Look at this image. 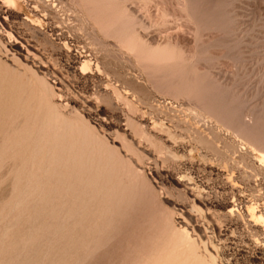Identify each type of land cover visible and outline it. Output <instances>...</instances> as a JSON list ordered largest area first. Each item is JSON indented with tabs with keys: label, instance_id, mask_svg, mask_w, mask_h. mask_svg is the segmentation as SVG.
I'll use <instances>...</instances> for the list:
<instances>
[{
	"label": "rangeland",
	"instance_id": "1",
	"mask_svg": "<svg viewBox=\"0 0 264 264\" xmlns=\"http://www.w3.org/2000/svg\"><path fill=\"white\" fill-rule=\"evenodd\" d=\"M6 1L0 264H264V0Z\"/></svg>",
	"mask_w": 264,
	"mask_h": 264
},
{
	"label": "bare ground",
	"instance_id": "2",
	"mask_svg": "<svg viewBox=\"0 0 264 264\" xmlns=\"http://www.w3.org/2000/svg\"><path fill=\"white\" fill-rule=\"evenodd\" d=\"M7 1H9V2H10L11 4H13V5L16 4L15 0H7ZM7 1H6V2H7ZM46 1H49V0H46ZM90 1H91V0H90ZM184 1H185V0H184ZM40 2H43V1H40ZM187 2H188V1H187ZM187 2H186V3H187ZM189 2H190V1H189ZM36 3H38V2L36 1ZM45 3H46V2H45ZM186 3H181V4H182V5H185ZM99 4H100V3H99ZM177 4H178V3H177ZM179 4H180V3H179ZM193 4H194V3H193ZM196 4H197V3H196ZM6 5H7V3H6ZM28 5H29V4H28ZM37 5H38V4H37ZM41 5H42V4H41ZM108 5H109V4H108ZM110 5H111V2H110ZM110 5H109V6H110ZM112 5H114V4L112 3ZM8 6H9V5H8ZM44 6H45V5H44ZM93 6H94V5H93ZM93 6H92V7H93ZM102 6H104V5H102ZM192 6H193V5H192ZM47 7H48V6H47ZM96 7H97V6H96ZM105 7H106V5H105ZM110 7H112V6H110ZM110 7H108V9H109ZM118 7H119V6H118ZM180 7H181V6H180ZM183 7H184V6H182V8H183ZM186 7H187V6H186ZM190 7H191V6H190ZM34 8H36V6H35ZM97 8H98V7H97ZM115 8H116V6L114 7V9H115ZM182 8H181V9H182ZM46 9H47V8H46ZM95 9H96V8H95ZM102 9H103V8H102ZM105 9L107 10V8H105ZM105 9H104V12H105ZM116 9H117V8H116ZM185 9H186V8H185ZM190 9H191V8H190ZM33 10H34V9H33ZM109 10H110V9H109ZM112 10H113V8H112ZM120 10H124V9H121V8H120ZM91 11H93V10H91ZM125 11L127 12L126 9H125ZM195 11H196V10H195ZM195 11H194V12H195ZM0 12H1V11H0ZM32 12H33V11H32ZM38 12H39V14L41 13L39 10H38ZM96 12H97V11H96ZM102 12H103V10H102ZM104 12H103V14H104ZM117 12H118V10L116 11V13H117ZM119 12H120V11H119ZM122 12H123V11H122ZM44 13H45V12H44ZM93 13H94V12H93ZM93 13H92V15H93ZM107 13H108V12H107ZM109 13H111V12H109ZM116 13H113L114 15L112 14L110 17L105 18V20H103L104 18H103V19L101 18L100 20H103V21H102V22L100 21V22L103 23L104 26H108V27H110V28H112V29L115 28L116 26H118V28H120L122 31H123V30L127 31V29H128V25H130V24H127L126 22H127L128 19L131 20L132 17H131V18H128V17H129V16H128V17H127L128 19H127L126 21L121 22V21H120V20H121V19H120L121 16L119 15L121 12H120L119 14H116ZM192 13H193V12H192ZM0 14H1V13H0ZM34 14H35V13H34ZM47 14H48V13H47ZM94 14H95V13H94ZM95 15H96V14H95ZM107 15H108V14H106V16H107ZM124 15H125V14H124ZM124 15H123V16H124ZM126 15H127V13H126ZM193 15H194V14H193ZM41 16H43V15H41ZM100 16H101V15H100ZM185 16H186V15H185ZM188 16H189V15H188ZM199 16H200V15H199ZM98 17H99V16H98ZM192 17H193V16H192ZM194 17H195V16H194ZM194 17H193V18H194ZM38 18H39V17H38ZM134 19H135V18H134ZM96 20H97V19H96ZM200 20H201V19H200ZM131 22H132V21H131ZM138 24H139V23H138ZM138 24H137V25H138ZM98 25H99V24H98ZM132 25H133V23H132ZM137 25H136V26H137ZM194 25H195V24H194ZM133 26H134V25H133ZM133 26H132V27H133ZM205 26H206V25H205ZM55 27H56V26H55ZM58 28H59V27H58ZM101 28H102V27H101ZM130 28H131V27H130ZM107 29H108V28H107ZM120 29H119V30H120ZM131 29H133V28H131ZM101 30H102V29H101ZM104 30H106V29H104ZM109 30H110V29H109ZM117 30H118V29H117ZM54 31H55V30H54ZM111 31H112V30H111ZM130 31H131V30H130ZM115 33H116V32H115ZM118 33H119V32H118ZM126 33H128V32H126ZM126 33H124V35H125ZM131 33H132V32H131ZM134 33H135V31H134ZM126 35H127V34H126ZM126 35H125V36H126ZM128 36H131V35H128ZM133 36H134V35H133ZM133 36H132V37H133ZM135 36H136V34H135ZM122 37H123V36H122ZM137 37H138V36H137ZM123 38H124V37H123ZM138 38H139V37H138ZM121 39H122V38H121ZM121 39H120V40H121ZM126 39H127V37H126ZM126 39H125V40H126ZM130 39H131V37H130ZM133 39L136 40L135 37L132 38L131 40H133ZM120 40H119V41H120ZM131 40H130V41H131ZM128 41H129V40H128ZM130 41H129V42H130ZM141 41H142V40H141ZM126 42H127V41H126ZM129 42H128V43H129ZM131 42H132V41H131ZM131 42H130V43H131ZM132 43H133V42H132ZM135 43H137V42H135ZM135 43H134V44H135ZM130 45H131V44H130ZM136 45H137V44H136ZM172 45H173V44H172ZM134 46H135V45H133V47H134ZM137 46H138V45H137ZM175 46H176V45H175ZM131 47H132V46H131ZM165 47H166V45L164 46V48H165ZM135 48H136V47H135ZM158 48H159V47H158ZM164 48H163V49H164ZM170 48H171V47H170ZM133 49H134V48H133ZM136 49H137V48H136ZM155 49H156V48H155ZM160 49H161V48H160ZM163 49H161V50H163ZM149 50H150V49H149ZM153 50H154V48H153ZM165 50H167V49H164V51H165ZM173 50H174V49H173ZM173 50H169V51H173ZM179 50H180V49H179ZM158 51H160V50H158ZM164 51H163V52H164ZM134 52H135V51H134ZM156 52H157V51H156ZM160 52H162V51H160ZM157 53H158V52H157ZM164 53H165V52H164ZM155 54H156V53H155ZM165 54H167V53H165ZM165 54H164V55H165ZM169 54H171L172 56L175 55V53H173V52H172V53H169ZM162 55H163V54H162ZM138 56H139V55H138ZM153 56H154V55H153ZM159 56H161L160 53H159ZM168 56H169L170 58H172V56H170V55H168ZM178 56H179V55H178V52H177V57H178ZM157 57H158V56H157ZM162 57H163V56H161L160 58L162 59ZM174 57H175V56H174ZM152 58H154V57H152ZM163 58H164V57H163ZM170 58H169V60H170ZM175 58H176V57H175ZM175 58H173L174 61H175ZM178 58H179V57H178ZM141 59H142V58H141ZM167 59H168V58H167ZM176 59H177V58H176ZM180 59H181V58H180ZM185 59H186V58H185ZM154 60H156V58H155ZM169 60H166V61L168 62ZM159 61H161V60H159ZM159 61H158V63H159ZM166 61H165V62H166ZM141 62H142V60H141ZM150 62H151V61H150ZM162 62H163V61H162ZM177 62H178V61H177ZM186 62H187V61H186ZM160 63H161V62H160ZM168 63L172 64L171 61L168 62ZM144 64H145V63H144ZM150 64H151V63H150ZM152 64L154 65V64H156V63L153 61ZM164 64H167V63H164ZM164 64H163V66H164ZM176 64H177V63H176ZM156 65H157V64H156ZM160 65H161V64H160ZM160 65H159V66H160ZM179 66H180V64H179ZM183 66H184V65H183ZM83 67H84V66H83ZM157 67H158V66H157ZM177 70H178V69H177ZM172 71H173V70H172ZM185 74H186V72H185ZM179 75H180V74H179ZM179 75H178V76H179ZM183 76H184V75H183ZM185 76H186V75H185ZM176 77H177V76H176ZM193 78H194V77H193ZM186 79H190V78H186ZM191 79H192V78H191ZM191 79H190V80H191ZM200 79H201V78H200ZM204 79H205V78H204ZM195 80H196V79H195ZM195 80H194V81H195ZM186 81H187V80H186ZM188 81H189V80H188ZM194 81H193V82H194ZM207 81H208V80H207ZM13 82H15V80H13ZM16 82H17V81H16ZM190 82H191V81H190ZM9 83H10V82H9ZM24 83H25V82H24ZM181 83H182V82H181ZM183 83H184V82H183ZM186 83H187V82H186ZM186 83H185V84H186ZM194 83H195V82H194ZM202 83H203V82H202ZM32 84H33V83H32ZM12 85H13V84H12ZM20 85H21V84H20ZM20 85H19V86H20ZM24 85H25V84H24ZM188 85H189V84H188ZM195 85H196V84H195ZM195 85H194V86H195ZM203 85H204V84H203ZM213 85H214V84H213ZM216 85H217V84H215L214 86L216 87ZM214 86H212L210 89L212 90V88H213ZM217 86H218V85H217ZM219 86H220V85H219ZM15 87H16V86H15ZM183 87H184V86H183ZM183 87H181V88H183ZM205 87H206V86H205ZM215 87H214V90H215ZM189 88H190V87H189ZM208 88H209V87H208ZM208 88H206V89H208ZM47 89H48V88H47ZM184 89H185V88H184ZM184 89H183V90H184ZM190 89H191V88H190ZM195 89H196V88H195ZM200 89H203V88H200ZM218 89H219V88H218ZM185 90H186V89H185ZM187 90H188V87H187ZM191 90H193V89H191ZM211 90H209V91L211 92ZM181 91H182V90H181ZM203 91H205V90H203ZM207 91H208V90H207ZM21 92H22V91H21ZM190 92H191V91H189V93H190ZM194 92H195V91H194ZM194 92H193V93H194ZM216 92L218 93L219 91L216 90ZM118 93H119V92H118ZM202 93H204V96H205V94L208 93V92H206V93H205V92H202ZM226 93H227V92H226ZM190 94H191V96H192V93H190ZM197 94H199V93H197ZM11 95H12V94H11ZM199 95H200V94H199ZM199 95H198V96H199ZM206 95L208 96V94H206ZM209 95H210V94H209ZM216 95H218V94H216ZM9 96H10V94H9ZM198 96H196V97H198ZM200 96H201V95H200ZM202 96H203V95H202ZM214 96H215V95H214ZM214 96H213V97H214ZM194 97H195V95H194ZM196 97H195V98H196ZM192 98H193V97H192ZM198 98H199V97H198ZM204 98H205V97H204ZM12 99H13L12 101L15 102V98L12 97ZM42 99H43V98H42ZM193 99H194V98H193ZM199 99H200V98H199ZM199 99H198V100H199ZM202 99H203V98H202ZM200 100H201V99H200ZM200 100H199V101H200ZM201 101H203V100H201ZM205 101H206V98H205ZM226 101H227V100H226ZM210 102H211V100H210ZM199 103H200V102H199ZM199 103H198V104H199ZM203 103H206V102H203ZM221 103H222V102H221ZM39 104H40V103H39ZM156 104H157V103H156ZM208 104H209V103H208ZM213 104H214V103H213ZM213 104H212V102H211V106H213ZM201 105H202V104H201ZM209 105H210V104H209ZM225 105H226V104H225ZM27 106H28V105H27ZM214 106H215V104H214ZM222 106H224V105H222ZM56 107H57V106H56ZM201 107H203V106H201ZM208 107H209V106H208ZM215 107H216V106H215ZM215 107H213L212 109H214ZM39 108H40V107H39ZM48 108H49V107H48ZM203 108H204V107H203ZM210 108H211V107H210ZM5 109H6V108H5ZM5 109H4V111H6ZM216 109H217V108H216ZM221 109H222V108H221ZM58 110H59V109H58ZM205 110H206V109H205ZM207 110H208V109H207ZM212 111H213V110H212ZM214 111H215V110H214ZM24 112H25V111H24ZM44 112H45V111H44ZM207 112H209V110H208ZM231 112H232V111H231ZM22 113H23V112H22ZM213 113H214V112H213ZM229 113H230V112H229ZM4 114H5V113H4ZM25 114H26V113H25ZM25 114H24V115H25ZM211 114H212V113H211ZM7 115H8V113H7ZM28 115H29V114H28ZM182 115H183V114H182ZM232 115H233V114H232ZM235 115H236V114H235ZM217 116H218V115H217ZM220 116H221V114H220ZM223 116H225V115H223ZM228 116H229V115H228ZM237 116H238V115H237ZM13 117H14V116H13ZM26 117H27V116H26ZM53 117L55 118V116H53ZM214 117H215V116H214ZM226 117H227V116H226ZM226 117H225V118H226ZM230 117H231V116H230ZM232 117H233V116H232ZM234 117H235V116H234ZM241 117H242V116H241ZM262 117H263V116H262ZM54 118H53V120H54ZM217 118H218V117H217ZM235 118H236V117H235ZM250 118H251V117H250ZM15 119H16V118H15ZM23 119H24V118H23ZM38 119H39V118H38ZM223 119H224V117H223ZM229 119H231V118H229ZM232 119H233V118H232ZM236 119L238 120L239 118H236ZM240 119H241V118H240ZM240 119H239V120H240ZM243 119H244V118H243ZM18 120H19V118H18ZM21 120H22V119H21ZM218 120H219V119H218ZM248 120H250V121H249V124H250L251 119H248ZM252 120H253V119H252ZM2 121H3V120H2ZM40 121H41V120H40ZM40 121H39V122H40ZM56 121H58V120H56ZM220 121H221V120H220ZM222 121H225V120H222ZM222 121H221V122H222ZM227 121H230V120L227 119ZM227 121H226L225 124H231V122H230V123H227ZM245 121H247V120H245ZM253 121H254V120H253ZM256 121H258V120L256 119ZM256 121H255V123H256ZM3 122H4V121H3ZM31 122H32V121H31ZM63 122H65V121H63ZM67 122H68V121H67ZM202 122H203V121H202ZM202 122H201V123H202ZM216 122H217V121H216ZM234 122H235V119H234ZM238 122H239V121H238ZM29 123H30V121H29ZM50 123H51V122H50ZM53 123H54V122H53ZM241 123L244 124V122H242V121H241ZM255 123H253V124H255ZM47 124H48V123H47ZM67 124H69V123H67ZM247 124H248V123H247ZM3 125H4V124H3ZM38 125H39V124H38ZM38 125H37V126H38ZM62 125H63V124H62ZM65 125H66V124H65ZM235 125H237V124L235 123ZM245 125H246V124H245ZM256 125H257V124H256ZM53 126H54V125H53ZM53 126H52V127H53ZM63 126H64V125H63ZM63 126H62V127H63ZM70 126H71V125H70ZM227 126H228V125H227ZM231 126H232V125H231ZM231 126H230V127H231ZM262 126H264V125H262ZM31 127H32V126H31ZM72 127H73V126H72ZM233 127H235V126H233ZM253 127H254V126H253ZM59 128H60V127H59ZM254 128H255V127H254ZM254 128H253V129H254ZM256 128H257V126H256ZM43 129H44V128H43ZM55 129H56V128H55ZM241 129H242V128H241ZM258 129H261V128H258ZM14 130H15V129H14ZM36 130H37V129H36ZM64 130H65V129H64ZM72 130H73V129H72ZM72 130H70V131L72 132ZM250 130H251V129H250ZM24 131H25V130H24ZM30 131H31V130H30ZM50 131H52V130H50ZM246 131H249V130L247 129ZM27 132H28V131H27ZM64 132H65V131H64ZM235 132H236V131H235ZM238 132H239V130H238ZM25 133H26V132H25ZM86 133H87V132H86ZM208 133H209V132H208ZM259 133H260V132H259ZM20 134H21V133H20ZM37 134H38V133H37ZM239 134H240V133H239ZM239 134H238V135H239ZM244 134H245V133H244ZM254 134H255V133H254ZM256 134H258V133H256ZM236 135H237V134H236ZM21 136H22V135H21ZM25 136H26V135H25ZM32 136H33V135H32ZM40 136H41V135H40ZM65 136H66V135H65ZM87 136H88V135H87ZM240 136H241V134H240ZM243 136H244V135H243ZM247 136H248V135H247ZM262 136H263V135H262ZM13 137H14V136H13ZM238 137H239V136H238ZM244 137H245V136H244ZM253 137H254V136H253ZM253 137H252V138H253ZM255 137H256V136H255ZM22 138H24V137H22ZM28 138H29V137H28ZM82 139H83V138H82ZM241 139H242V137H241ZM244 139H245V138H244ZM246 139H247V138H246ZM255 139H256V138H255ZM263 139H264V138H263ZM247 140H249V139H247ZM251 140H252V139H251ZM253 140H254V139H253ZM34 141H35V140H34ZM61 141H62V140H61ZM80 141H81V140H80ZM84 141H85V140H84ZM44 142H45V141H44ZM246 142H248V141H246ZM249 142H251V141H249ZM253 142H254V141H253ZM262 142H263V141H262ZM22 143H23V142H22ZM50 143H51V142H50ZM255 143H256V142H255ZM259 144H260V143H259ZM25 145H26V142H25ZM32 145H33V144H32ZM250 145H252V144H250ZM253 145H254V144H253ZM260 145H262V144H260ZM71 146H72V145H71ZM90 146H91V144H90ZM94 146H95V145H94ZM262 146H263V145H262ZM262 146H259V148H261ZM73 147H75V146H73ZM252 147H253V146H252ZM36 148H37V146H36ZM47 148H48V147H47ZM65 148H66V147H65ZM84 148H85V147H84ZM253 148H254V147H253ZM33 149H34V148H33ZM53 149H55V146H54ZM255 149H256V148H255ZM30 150H31V149H30ZM47 150H48V149H47ZM81 150H84V149H81ZM70 151H71V150H70ZM79 151H80V150H79ZM258 151H259V154L261 155V162H264V151H263V150H260V149H259ZM23 152H24V151H23ZM82 152H84V151H82ZM255 152H256V151H255ZM32 153H33V152H32ZM35 153H36V151H35ZM74 153H75V152H74ZM77 153H78V152H77ZM33 154H34V153H33ZM35 155H36V154H35ZM52 155H53V154H52ZM32 156H33V155H32ZM49 156H50V155H49ZM66 156H67V155H66ZM73 156H75V155H73ZM33 157H34V156H33ZM37 157H38V156H37ZM46 157H47V156H46ZM82 157H83V155H82ZM82 157H81V159H82ZM8 158H9V157H8ZM88 158H89V157H88ZM14 159H16V158L14 157ZM27 159H28V158H27ZM31 159H32V158H31ZM83 159H85V158H83ZM23 160H24V158H23ZM75 160H76V159H75ZM86 160H87V158H86ZM80 161H81V160H80ZM74 162H75V161H74ZM48 163H50V162H48ZM81 163H82V162H81ZM95 163H96V162H95ZM95 163H94V164H95ZM55 164H56V163H55ZM87 164H88V163H87ZM45 165H46V164H45ZM106 165H107V164H106ZM16 166H17V165H16ZM30 167H31V166H30ZM28 168H29V167H28ZM28 168H27V169H28ZM16 169H18V167H17ZM27 169H26V170H27ZM31 169H32V168H31ZM46 169H47V167H46ZM42 171H43V170H42ZM83 171H85V170H83ZM97 171H100V170L97 169ZM45 172H46V171H45ZM91 172H92V171H91ZM62 173H63V172H62ZM46 174H47V173H46ZM104 174H105V173H104ZM26 175H27V174H26ZM26 175H25V176H26ZM43 176H44V174H43ZM55 177H57V176H55ZM72 177H73V176H72ZM79 177H80V176H79ZM26 178H27V176H26ZM30 178H31V177H30ZM98 178H99V177H98ZM43 179H44V178H43ZM85 179H86V178H85ZM92 179H93V178H92ZM55 180H56V179H55ZM26 184H27V183H26ZM111 184H112V183H111ZM111 184H110V185H111ZM114 184H115V183H114ZM42 185H43V181H42ZM42 185H41V186H42ZM54 186H55V185H54ZM80 186H81V185H80ZM27 187H28V186H27ZM40 188H41V187H40ZM54 188H55V187H54ZM86 188H88V187H86ZM32 189H33V188H32ZM118 189H119V188H118ZM26 190H27V189H26ZM40 190H41V189H40ZM69 190H70V189H69ZM79 190H80V189H79ZM103 190H104V189H103ZM110 190H111V189H110ZM106 191H107V190H106ZM121 191H122V190H121ZM39 192H40V191H39ZM104 192H105V190H104ZM111 192H112V191H111ZM21 193L23 194V191H22ZM26 193H27V192H26ZM26 193H25V194H26ZM37 193H38V192H37ZM84 193H85V192H84ZM86 193H87V192H86ZM25 194H24V195H25ZM85 195H87V194H85ZM109 196H110V194H109ZM114 196H115V194H114ZM20 197H21V195H20ZM24 197H25V196H24ZM83 197H84V196H83ZM87 197H88V196H87ZM94 197H95V196H94ZM84 198H85V197H84ZM99 198H100V197H99ZM111 198H112V197H111ZM85 200H86V199H85ZM112 200H113V199H112ZM116 200H117V199H116ZM117 202H118V201H117ZM117 202H116V203H117ZM17 203H18V202H17ZM19 203H20V202H19ZM85 205H86V204H85ZM14 206H15V205H14ZM57 206H58V205H57ZM57 206H56V207H57ZM17 207H18V206H17ZM54 207H55V206H54ZM13 208H14V207H13ZM76 209H77V208H76ZM83 209H84V208H83ZM257 209H258L257 206H254V205L248 206V209H247V210H248V214H249V216L251 217V221H254L255 223H256V222H264V213H263V212L261 213V212H260L259 210H257ZM114 210H115V209H114ZM70 211H71V209H70ZM75 211H76V210H75ZM104 212H105V211H104ZM113 215H114V214H113ZM121 215H122V214H121ZM6 219H7V218H6ZM108 219H109V218H108ZM106 222H107V221H106ZM167 222H168V221H167ZM59 223H60V222H59ZM110 223H111V222H110ZM250 224H251V223H250ZM255 225H256V224H255ZM109 226H110V225H109ZM167 228H168V227H167ZM171 228H172V227H171ZM168 229H169V228H168ZM172 229H173V228H172ZM181 230H182V229H181ZM63 231H64V230H63ZM92 231H93V230H92ZM101 231H102V230H101ZM106 231H107V229H106ZM177 231H178V230H177ZM185 232H186V231H184V234L186 235L187 233H185ZM102 233H104V232H102ZM42 235H44V234H42ZM187 236H188V235H187ZM187 236H184V237L181 238V244H183V245H187L188 247H187V246H186V247L189 248L190 253L193 255L194 252H195V248H194V244H195V243L193 244L192 240H190L191 236H190V238H188ZM173 237H174V236H173ZM86 238H87V237H86ZM94 238H95V237H94ZM97 238H98V237H97ZM105 238H106V236H105ZM161 238H162V237H161ZM95 239H96V238H95ZM170 239H171V238H170ZM82 240H83V239H82ZM104 240H105V239H104ZM161 240H162V239H161ZM167 241H168V240H167ZM164 242H165V241H164ZM89 243H91V242L89 241ZM153 243H154V242H153ZM177 243H178V242H177ZM95 244H96V243H95ZM102 244H103V243H102ZM159 244H160V243H159ZM161 245H162V244H160V246H161ZM79 246H80V244H79ZM88 246H89V245H88ZM90 246H91V245H90ZM99 246H100V245H99ZM166 246H167V245H166ZM177 246H178V245H177ZM180 246H181V245H180ZM195 246H196V245H195ZM75 247H76V246H75ZM89 248H91V247H89ZM92 248H93V247H92ZM97 248H98V247H97ZM161 248H162V246H161ZM167 248H169V247L167 246ZM179 248H180V247H179ZM172 249H173V248H172ZM184 249H185V248H184ZM77 250H78V249H77ZM180 250H181V249H180ZM186 250H188V249H186ZM170 254H171V253H170ZM200 255H201V254H200ZM44 256H45V255H44ZM168 256H170V255H168ZM184 256H185V255H184ZM184 256H183V257H184ZM193 257H194V255H193ZM157 258H158V257H157ZM157 258H156V259H157ZM178 259H179V258H178ZM182 259H183V258H182ZM56 261H57V260H56ZM157 262H160V261L157 260ZM197 263H198V262H197ZM191 264H192V263H191Z\"/></svg>",
	"mask_w": 264,
	"mask_h": 264
}]
</instances>
